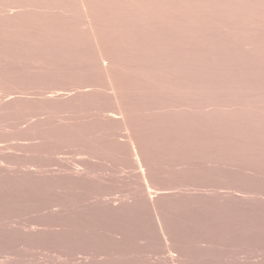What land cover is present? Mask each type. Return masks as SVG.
Returning a JSON list of instances; mask_svg holds the SVG:
<instances>
[{"label":"rangeland","instance_id":"obj_1","mask_svg":"<svg viewBox=\"0 0 264 264\" xmlns=\"http://www.w3.org/2000/svg\"><path fill=\"white\" fill-rule=\"evenodd\" d=\"M168 1L142 34L99 27L108 79L94 45L0 27V264H264V0ZM57 3L73 23L52 33L86 21ZM113 94L135 129L101 121Z\"/></svg>","mask_w":264,"mask_h":264},{"label":"bare ground","instance_id":"obj_2","mask_svg":"<svg viewBox=\"0 0 264 264\" xmlns=\"http://www.w3.org/2000/svg\"><path fill=\"white\" fill-rule=\"evenodd\" d=\"M97 1L98 0H77L78 5L83 10L86 19V21L81 20L76 24L78 34H76L77 29L70 33H63L64 35H60L57 32L52 33V30H59V28L56 27L58 24L67 25V21L69 22L68 25L73 23L72 20L67 19L62 13L56 11L61 6V3H57V0H1L0 27L1 30H5L7 32V35L4 36H7L10 41L19 42L22 39H26L28 41L31 40L32 43L35 44V48L40 46L37 49L43 47L44 50L47 49L46 51H48V49L53 51H68L71 49L69 46L72 42L84 49L85 53L87 54L88 50H91L92 45H94L96 53H93L91 58L93 63V66L92 63L91 66L95 68L99 67V73L103 74L108 79V74L111 70V59L109 55L103 51L104 44L101 42H103L105 35L99 27L108 26L119 21L123 24H130V27L135 34H142L145 32V28L148 30V16L152 11V7L149 3V0H105L103 5V16L98 17V9L94 6V3ZM158 1L160 4L157 6L156 12L159 16H164L162 10L164 0ZM168 2H170L172 5L173 13H176L174 0H169ZM167 23L168 33L173 36L176 35L178 24L177 18L175 16H172L168 22H165L163 19L160 20L158 24L159 34L163 32V29L165 26H167ZM1 33L3 32L1 31ZM26 40L25 44L23 43L22 45L27 46L26 44L28 43L31 45V42H27ZM69 41L71 42L69 43ZM21 42L17 45H21ZM7 44L9 45V43ZM72 46L75 47L74 44ZM2 51L4 50L2 49ZM170 52L173 56L175 64L178 57V42L176 38L171 40ZM100 60H106L108 63H102V65H98ZM174 74L175 71L172 72L171 75L174 77ZM157 78H160V72H157ZM110 100L115 104L114 110L111 112V115L102 117L101 121L109 125L115 124L119 127L135 129L136 127H134L131 121L128 119L129 111L125 103L123 101H119L114 94L110 97ZM48 118L45 119L46 121H44V124L46 125L51 123L50 118ZM31 123L33 124V122ZM137 128H139V125ZM127 139H131V136H129ZM120 144L124 148L125 154L129 160L128 163L135 166L137 161L131 159L132 152L130 150L129 142Z\"/></svg>","mask_w":264,"mask_h":264}]
</instances>
